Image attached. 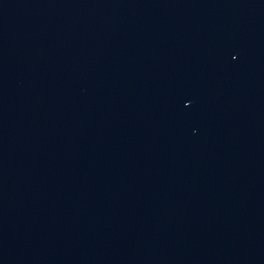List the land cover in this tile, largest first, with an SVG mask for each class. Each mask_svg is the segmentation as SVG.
<instances>
[{"label":"water","instance_id":"1","mask_svg":"<svg viewBox=\"0 0 264 264\" xmlns=\"http://www.w3.org/2000/svg\"><path fill=\"white\" fill-rule=\"evenodd\" d=\"M0 264H264V0H0Z\"/></svg>","mask_w":264,"mask_h":264}]
</instances>
